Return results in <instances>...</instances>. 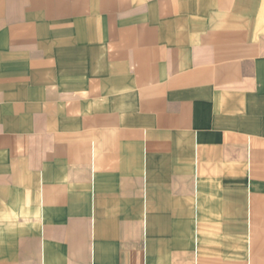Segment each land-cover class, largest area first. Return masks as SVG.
I'll return each instance as SVG.
<instances>
[{
    "label": "crops",
    "instance_id": "obj_1",
    "mask_svg": "<svg viewBox=\"0 0 264 264\" xmlns=\"http://www.w3.org/2000/svg\"><path fill=\"white\" fill-rule=\"evenodd\" d=\"M0 264H264V0H0Z\"/></svg>",
    "mask_w": 264,
    "mask_h": 264
}]
</instances>
